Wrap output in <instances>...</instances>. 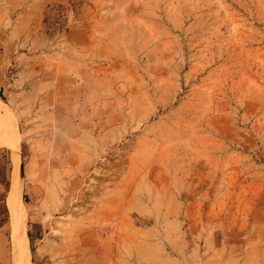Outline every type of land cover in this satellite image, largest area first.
Listing matches in <instances>:
<instances>
[{"label": "rangeland", "instance_id": "1", "mask_svg": "<svg viewBox=\"0 0 264 264\" xmlns=\"http://www.w3.org/2000/svg\"><path fill=\"white\" fill-rule=\"evenodd\" d=\"M0 264H264V0H0Z\"/></svg>", "mask_w": 264, "mask_h": 264}, {"label": "bare ground", "instance_id": "2", "mask_svg": "<svg viewBox=\"0 0 264 264\" xmlns=\"http://www.w3.org/2000/svg\"><path fill=\"white\" fill-rule=\"evenodd\" d=\"M19 188H20V186H19L18 178L15 177L14 180H13V184H12V187H11V190H10V195H9V202L11 203L12 206H14V202L17 201V199L19 200V198H18V196H19ZM18 215H20V214H18ZM22 238H24V241L27 244L28 239H27V235L25 234V231L22 234Z\"/></svg>", "mask_w": 264, "mask_h": 264}]
</instances>
